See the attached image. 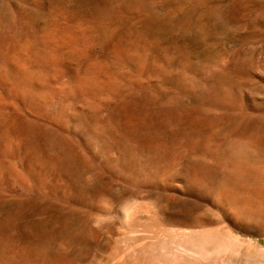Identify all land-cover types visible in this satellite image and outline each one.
<instances>
[{
    "label": "rangeland",
    "instance_id": "rangeland-1",
    "mask_svg": "<svg viewBox=\"0 0 264 264\" xmlns=\"http://www.w3.org/2000/svg\"><path fill=\"white\" fill-rule=\"evenodd\" d=\"M26 1L0 0L1 45L29 25ZM108 3L128 16L102 24L171 76L93 113V141L66 73H50L42 113L8 98L0 264H264V0Z\"/></svg>",
    "mask_w": 264,
    "mask_h": 264
},
{
    "label": "bare ground",
    "instance_id": "bare-ground-1",
    "mask_svg": "<svg viewBox=\"0 0 264 264\" xmlns=\"http://www.w3.org/2000/svg\"><path fill=\"white\" fill-rule=\"evenodd\" d=\"M76 1L80 4L75 5ZM108 1H26L23 18L29 20V25L12 32L6 42L0 44V113L9 108L8 98L27 106L34 114L41 112L51 101L49 92L42 89L47 87L50 73L60 70L67 74L71 90L86 102L75 115L74 129L85 130L93 141L102 134L88 123L93 121V113L114 105L115 98L124 91L132 92L138 85L161 84L171 76L165 70V63L158 65V58L149 60L152 57L148 54L149 44L143 43L141 38L132 42L130 34L123 32L117 23L110 21L108 27L102 24L106 18L115 22L128 16L120 3L114 11H109ZM76 7L81 14L76 12L79 18L71 21L68 15H74L72 8ZM42 14L48 17L47 28L37 25ZM133 66L139 75L135 80L127 78ZM116 107L117 116L123 117V110Z\"/></svg>",
    "mask_w": 264,
    "mask_h": 264
}]
</instances>
